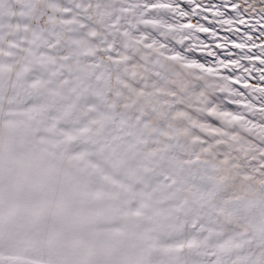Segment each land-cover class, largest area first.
<instances>
[{"label":"snow or ice","instance_id":"1","mask_svg":"<svg viewBox=\"0 0 264 264\" xmlns=\"http://www.w3.org/2000/svg\"><path fill=\"white\" fill-rule=\"evenodd\" d=\"M12 3L0 264H264V0Z\"/></svg>","mask_w":264,"mask_h":264},{"label":"bare ground","instance_id":"2","mask_svg":"<svg viewBox=\"0 0 264 264\" xmlns=\"http://www.w3.org/2000/svg\"><path fill=\"white\" fill-rule=\"evenodd\" d=\"M12 6L15 7V4H12ZM7 38L13 39L14 37L9 36V37H7Z\"/></svg>","mask_w":264,"mask_h":264},{"label":"rangeland","instance_id":"3","mask_svg":"<svg viewBox=\"0 0 264 264\" xmlns=\"http://www.w3.org/2000/svg\"><path fill=\"white\" fill-rule=\"evenodd\" d=\"M9 3H10V4H14V3H12V0H9ZM8 39H10V38H8Z\"/></svg>","mask_w":264,"mask_h":264}]
</instances>
